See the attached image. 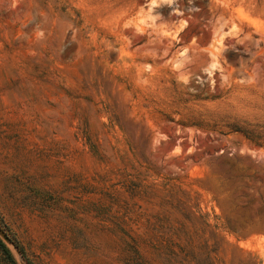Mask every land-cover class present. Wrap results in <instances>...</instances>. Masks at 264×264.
<instances>
[{
  "label": "rangeland",
  "instance_id": "rangeland-1",
  "mask_svg": "<svg viewBox=\"0 0 264 264\" xmlns=\"http://www.w3.org/2000/svg\"><path fill=\"white\" fill-rule=\"evenodd\" d=\"M0 264H264V0H0Z\"/></svg>",
  "mask_w": 264,
  "mask_h": 264
}]
</instances>
